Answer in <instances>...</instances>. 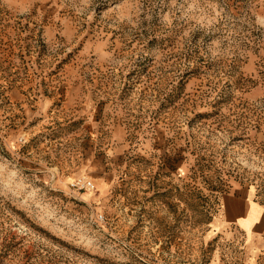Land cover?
Returning <instances> with one entry per match:
<instances>
[{"label":"rangeland","instance_id":"obj_1","mask_svg":"<svg viewBox=\"0 0 264 264\" xmlns=\"http://www.w3.org/2000/svg\"><path fill=\"white\" fill-rule=\"evenodd\" d=\"M240 192L264 0H0V264H210Z\"/></svg>","mask_w":264,"mask_h":264},{"label":"crops","instance_id":"obj_2","mask_svg":"<svg viewBox=\"0 0 264 264\" xmlns=\"http://www.w3.org/2000/svg\"><path fill=\"white\" fill-rule=\"evenodd\" d=\"M211 224L217 250L210 264H264V199L247 192L226 196Z\"/></svg>","mask_w":264,"mask_h":264},{"label":"built area","instance_id":"obj_3","mask_svg":"<svg viewBox=\"0 0 264 264\" xmlns=\"http://www.w3.org/2000/svg\"><path fill=\"white\" fill-rule=\"evenodd\" d=\"M79 184V189H85V190H92L94 188V184L90 180H83Z\"/></svg>","mask_w":264,"mask_h":264}]
</instances>
